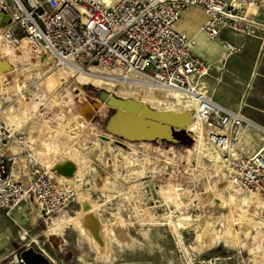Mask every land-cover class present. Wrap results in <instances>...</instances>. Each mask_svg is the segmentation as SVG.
<instances>
[{
    "label": "rangeland",
    "instance_id": "374dc122",
    "mask_svg": "<svg viewBox=\"0 0 264 264\" xmlns=\"http://www.w3.org/2000/svg\"><path fill=\"white\" fill-rule=\"evenodd\" d=\"M227 37L224 31L220 38ZM204 42L200 35L195 47ZM0 56L13 66L0 75V126L32 143L10 148L19 156L21 181H27L29 162L49 166L67 196L65 206L48 217L30 201L0 209V264H16L27 247L52 264H264V199L243 191L211 149L201 145L203 159L190 154L201 137L194 126L175 145L120 141L103 130L107 108L92 105L100 87L79 89L70 69L54 59L46 63L29 44L3 42L1 35ZM135 91L127 89L129 98ZM66 168L76 175L62 173ZM61 174L71 179L59 180ZM82 197L95 208L85 220H100L103 248L77 222L61 234L49 232L79 217Z\"/></svg>",
    "mask_w": 264,
    "mask_h": 264
},
{
    "label": "built area",
    "instance_id": "2783aa9c",
    "mask_svg": "<svg viewBox=\"0 0 264 264\" xmlns=\"http://www.w3.org/2000/svg\"><path fill=\"white\" fill-rule=\"evenodd\" d=\"M196 6L205 14L201 31L210 40L220 39L224 31L254 39L264 34V0H0L5 41L26 39L33 51L58 65H90L119 80L180 93L204 127L206 145L228 165L230 178L264 199V154H246L241 145L244 129L255 126L207 95L203 80L211 65L194 54L191 38L175 28L182 13ZM222 43L225 59L243 49ZM24 142L0 126V209L11 211L30 201L41 216H49L65 206L66 193L40 164L28 163L26 182L14 176L18 155L10 148ZM16 264H24L19 256Z\"/></svg>",
    "mask_w": 264,
    "mask_h": 264
},
{
    "label": "crops",
    "instance_id": "0c3cea01",
    "mask_svg": "<svg viewBox=\"0 0 264 264\" xmlns=\"http://www.w3.org/2000/svg\"><path fill=\"white\" fill-rule=\"evenodd\" d=\"M205 20L202 10L190 7L182 13L177 29L195 39L204 37L205 42L197 43L194 54L211 65L209 77L203 80L205 92L222 107L240 112L255 126L253 130L244 129L241 142L246 154H253L264 148V34L254 39L226 31V39L210 40L200 31ZM224 41L242 45L243 49L225 59Z\"/></svg>",
    "mask_w": 264,
    "mask_h": 264
},
{
    "label": "water",
    "instance_id": "95a60500",
    "mask_svg": "<svg viewBox=\"0 0 264 264\" xmlns=\"http://www.w3.org/2000/svg\"><path fill=\"white\" fill-rule=\"evenodd\" d=\"M3 21L5 22V17ZM9 69L11 68L8 63L0 61V72ZM96 95L99 103L92 101V105L96 110L99 109V104L107 108L103 130L113 138L128 143L154 144L161 141L169 146L190 136L186 130L192 119L186 112L157 111L134 99H123L102 89L98 90ZM80 204L82 212L91 209L90 204L85 200L80 199ZM98 231V224L94 221L93 237L102 244ZM18 256L24 264H51L48 256L29 247L22 250Z\"/></svg>",
    "mask_w": 264,
    "mask_h": 264
},
{
    "label": "bare ground",
    "instance_id": "6f19581e",
    "mask_svg": "<svg viewBox=\"0 0 264 264\" xmlns=\"http://www.w3.org/2000/svg\"><path fill=\"white\" fill-rule=\"evenodd\" d=\"M106 2H108L109 4H112V3H115L117 0H105ZM192 8H198V7H192ZM200 9V8H199ZM180 22V20L176 23L175 25V28L177 29V24ZM5 26V22L3 21V16L0 12V35H1V40L3 42H6L8 44H12V43H9L8 41H5L4 39V36H3V32H2V29L3 27ZM178 30V29H177ZM179 31V30H178ZM201 31V29H200ZM181 32V31H179ZM184 33V32H182ZM202 33V31H201ZM186 34V33H184ZM187 36H189L188 34H186ZM191 38V40L193 41V46H192V50L194 51V47H195V37H192V36H189ZM22 44H28V41L26 39H22L19 43L17 44H12V45H22ZM23 47H18L16 48V50L18 49H22ZM3 52V51H2ZM9 52V51H8ZM195 53V51H194ZM10 54V52H9ZM11 55V54H10ZM12 56V55H11ZM42 56L46 57V63L47 62H50V61H53L52 60V57L50 56H47L45 54H43ZM48 58V59H47ZM0 61H1V56H0ZM2 61H5V59H2ZM8 63V62H6ZM9 64V63H8ZM10 68L8 71L11 72V70H13V66H11L9 64ZM65 68H68L70 69L71 73L74 74L73 76H76L77 77V80L78 82H76V84L78 85L79 89L81 88V86L83 85H92V86H98L100 87L102 90H105L106 92L112 94V95H115V96H118L120 98H129L130 95L128 96V92H127V89L129 90H133V89H136L135 92H132L135 96V99L136 100H139L140 102H142L141 104L144 103V105H147L148 107L152 108V109H155L157 110L158 108H161V106H165V107H168L170 110H167V111H171V112H176V109L177 107H182V109L184 110V112L188 113V115L191 117L192 121L191 123L189 124V126H194V128H196L197 130H199L200 132H198L197 134L202 137H200L198 139V148L196 149V152L195 153H190V154H198V158H202L203 159V156H200L202 155L201 153V149H202V146L203 148L206 149V147L208 149H211L212 151H214L217 155L220 156V160L222 161V156L221 154L219 153V151L215 150L213 147H209L206 145V139H205V131H204V127L201 123H199V121H197L195 118H194V115L192 114L191 112V108H190V103L187 102V101H184L183 100V97L180 93H177V92H173V91H163V90H160V89H156L150 85H147V84H144V83H141L140 81H132V82H128V81H125V80H119V79H116L114 76H112L110 73H106L105 71H96L97 73H93L92 72V68H89V70H86L84 67L82 66H79V65H76V64H64V65H61ZM96 69V67H93ZM4 72V73H0L1 76H7L10 74V72ZM91 71V72H90ZM94 71V70H93ZM8 72V73H7ZM65 74H69V72H64ZM1 80V79H0ZM16 80V79H15ZM53 81V80H52ZM51 80L48 81V83L54 85V83L52 82ZM0 83H2L0 81ZM10 86V85H9ZM51 86V85H50ZM53 87V86H52ZM164 93L165 94V97H161L160 93ZM204 92V91H202ZM160 94V95H159ZM132 99V98H131ZM134 99V100H135ZM135 100V101H136ZM174 102H173V101ZM137 101V102H139ZM94 102L96 103H99L98 100H95ZM139 102V103H140ZM100 107L99 108H102L103 105L99 104ZM98 105V106H99ZM94 107V106H93ZM95 108V107H94ZM158 111V110H157ZM183 113V112H181ZM188 126V127H189ZM187 130H189V128H187ZM253 130V128H252ZM107 138V137H105ZM109 139V138H107ZM119 142V141H118ZM241 142H242V138H241ZM32 144L30 141L29 142H24L22 144ZM124 144V143H123ZM132 144V143H131ZM202 145V146H201ZM18 145H15L14 147L16 148ZM27 146V145H25ZM197 147V146H196ZM198 151L200 153H198ZM259 153L261 154H264V148L260 151H258ZM215 156V157H218V156ZM19 157V156H18ZM217 159V158H216ZM17 161V159H16ZM16 161L14 163V166L16 164ZM105 161V159H104ZM54 162V161H53ZM106 163V162H105ZM224 166L228 167V165L223 161L222 163ZM49 172V169L50 168L48 166H45ZM229 168V167H228ZM65 169V168H64ZM67 169V168H66ZM15 170H16V173L14 176H17L18 178H20V169L16 166L15 167ZM65 172L67 173V175H72V176H75L76 173H77V170L72 169V168H68L67 171H62V173L65 174ZM50 173V172H49ZM61 173V172H60ZM51 174V173H50ZM58 175V174H57ZM62 176H65L63 174L59 175V177H62ZM68 176H66V179L65 177L62 179H65V180H69L71 179L69 177V179L67 178ZM21 180V178H20ZM235 180V179H233ZM64 185V184H63ZM241 188V187H240ZM242 189V188H241ZM65 190L67 191V189L65 188ZM243 190V189H242ZM244 191V190H243ZM247 192V191H246ZM250 193V192H249ZM252 193V192H251ZM255 194V193H254ZM257 195V194H255ZM259 196V195H258ZM82 200H85L87 201L86 198L82 197ZM91 206V205H90ZM95 208H93L91 206V209L87 212H82L79 217H76V218H72L70 219L69 221H62V222H58L59 224H56L51 230H49L50 234L51 235H57V234H61L63 232V230L65 228H67L71 223H75L77 222V224H79V226L82 228L83 230V233L86 235V236H89L90 238H92V240H94V242H96L100 248H103L105 246V241H104V237H103V234H101L102 232V229H101V224H100V220H97L95 216L91 215L89 218H87L85 220V216L86 215H89L91 213H93V210ZM48 217V216H46ZM85 221V222H84ZM94 221L97 222L98 224V227H99V231H98V235L100 237V239L102 240V244L101 242L99 241H96V239H94L93 237V226H94ZM181 224V223H180Z\"/></svg>",
    "mask_w": 264,
    "mask_h": 264
}]
</instances>
